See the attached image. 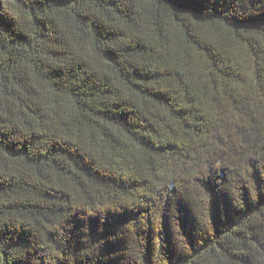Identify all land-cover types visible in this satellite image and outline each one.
Instances as JSON below:
<instances>
[{
  "label": "trees",
  "instance_id": "1",
  "mask_svg": "<svg viewBox=\"0 0 264 264\" xmlns=\"http://www.w3.org/2000/svg\"><path fill=\"white\" fill-rule=\"evenodd\" d=\"M0 264H264V0H0Z\"/></svg>",
  "mask_w": 264,
  "mask_h": 264
}]
</instances>
